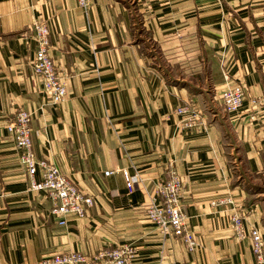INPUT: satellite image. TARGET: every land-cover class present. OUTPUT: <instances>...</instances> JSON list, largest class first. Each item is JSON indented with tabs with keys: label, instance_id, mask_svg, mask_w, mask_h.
<instances>
[{
	"label": "crops",
	"instance_id": "crops-1",
	"mask_svg": "<svg viewBox=\"0 0 264 264\" xmlns=\"http://www.w3.org/2000/svg\"><path fill=\"white\" fill-rule=\"evenodd\" d=\"M35 21L48 27L60 104L29 68ZM234 83L244 98L226 113L219 95ZM183 102L203 125L180 126ZM17 109L30 114L35 156L92 197L84 217L58 225L45 194L27 188L4 128ZM171 167L191 252L145 216ZM121 168L138 174L132 191ZM226 196L264 241V0H90L85 11L75 0H0V264L123 244L132 264H254L249 240L230 229L231 205L209 204Z\"/></svg>",
	"mask_w": 264,
	"mask_h": 264
},
{
	"label": "built area",
	"instance_id": "built-area-1",
	"mask_svg": "<svg viewBox=\"0 0 264 264\" xmlns=\"http://www.w3.org/2000/svg\"><path fill=\"white\" fill-rule=\"evenodd\" d=\"M76 5L85 11L90 0H75ZM34 41L33 57L29 64L30 71L36 75L41 84L43 94L54 104L66 101V88L62 78L57 74L49 53L48 27L44 21H35L31 25ZM220 99L226 113L239 110L244 98V90L240 84H226L220 92ZM180 116V126L189 128L203 125L202 112L191 103H181L173 109ZM30 114L17 109L4 128L12 138L19 151L18 161L23 166L27 188L42 191L50 202V213L58 225L65 224V215L72 214L76 218L86 215L92 206V197L78 189L59 168L50 161L37 158L31 147ZM39 172V178L35 177ZM113 171L106 170L104 175ZM127 191H132L139 182L138 174L130 173L125 168L119 169ZM211 206L231 205L229 215L230 229L237 239L247 238L254 264H264V241L259 231L253 227H245V216L233 207L230 197L210 200ZM145 216L162 236H172L181 240L186 251L195 247L193 234L186 225V216L182 209L181 178L171 167L166 178L155 183L152 198L145 207ZM136 256L135 248L130 244L113 246L101 250L91 256L80 252H66L52 255L40 260L39 264H132Z\"/></svg>",
	"mask_w": 264,
	"mask_h": 264
}]
</instances>
